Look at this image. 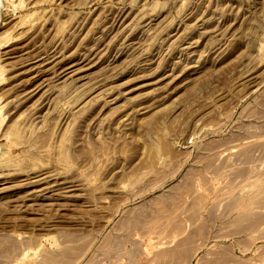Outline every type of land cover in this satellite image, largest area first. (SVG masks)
<instances>
[{
	"label": "rangeland",
	"instance_id": "1",
	"mask_svg": "<svg viewBox=\"0 0 264 264\" xmlns=\"http://www.w3.org/2000/svg\"><path fill=\"white\" fill-rule=\"evenodd\" d=\"M0 264H264V0H0Z\"/></svg>",
	"mask_w": 264,
	"mask_h": 264
},
{
	"label": "bare ground",
	"instance_id": "2",
	"mask_svg": "<svg viewBox=\"0 0 264 264\" xmlns=\"http://www.w3.org/2000/svg\"><path fill=\"white\" fill-rule=\"evenodd\" d=\"M242 154H243V153H242ZM241 156H242V155H241ZM245 158H246V157H245ZM250 159H251V158H250ZM244 161H245V160H244ZM247 162H248V161H247ZM206 167H207V166H206ZM219 168H220V167H219ZM247 168H248V167H247ZM241 169H242V168H241ZM245 169H246V168H245ZM215 170H216V169H215ZM220 170H221V169H220ZM215 172H216V171H215ZM216 175H217V174H216ZM240 175H241V174H240ZM243 175H244V174H243ZM234 177H235V176H234ZM203 181H204V180H203ZM201 186H202V185H201ZM205 186H206V185H205ZM191 187H192V186H191ZM210 189H211V188H210ZM189 190H191V189H189ZM210 191H211V190H210ZM210 191H209V192H210ZM196 193H197V192H196ZM210 194H211V193H210ZM235 195H236V194H235ZM197 196H198V195H197ZM197 196H195V197H197ZM199 196H201V195H199ZM195 197H194V198H195ZM205 197H206V196H205ZM236 198H237V197H236ZM206 199H207V197H206ZM206 199H205V200H206ZM230 199H231V198H230ZM201 201H202V196H201ZM203 201H204V200H203ZM194 202H195V201H194ZM194 202H193V203H194ZM190 203H191V202H190ZM227 203H228V202H227ZM230 203H231V202H230ZM194 204L196 205V203H194ZM203 204H204V203H203ZM203 204H202V205H203ZM233 204H234V202H233ZM233 204H232V205H233ZM191 205H192V204H191ZM195 205H194V206H195ZM189 209H190V208H189ZM192 209H193V208H192ZM215 209H216V207H215ZM194 212H195V211H194ZM194 212H193V213H194ZM227 212H228V211H227ZM191 213H192V212H191ZM193 213H192V214H193ZM128 214H129V213H128ZM192 214H191V216H192ZM253 214H254V213H253ZM195 215H196V214H195ZM210 215H211V214H210ZM188 216H189V214H188ZM198 216H199V215H198ZM198 216H197V217H198ZM192 217H193V218H191V219L195 220V219H194V216H192ZM213 219H214V217H213ZM235 219H236V218H235ZM246 219H247V218H246ZM250 219H252V217H251ZM253 219H254V218H253ZM255 219H256V218H255ZM239 220H240V219H239ZM231 221H232V219H231ZM231 221H230V222H231ZM252 222H253V221H252ZM240 223H241V222H240ZM240 223H239V224H240ZM135 225H137L136 217H135V218H127L126 221H124V223H123V227H124L125 230H126V229L130 230L132 227H135ZM178 225H179V224H178ZM178 225H176V226H178ZM199 225H200V224H199ZM236 225L238 226V223H237ZM241 225H242V224H241ZM174 226H175V225H174ZM176 228H178V227H176ZM176 228H174V229H176ZM204 228H205V227L199 226V227L195 230V235H197V236H198V235H204V234H205ZM247 228H248V227H247ZM249 228H250V227H249ZM253 228H255V227H253ZM181 229H183V228H181ZM234 229L237 230L238 227H237V228H234ZM239 229L241 230L242 228H239ZM236 230H235V231H236ZM243 230H244V229H243ZM245 231H246V230H245ZM193 232H194V231H193ZM230 232H231V231H230ZM237 232H238V231H237ZM241 233H242V232H241ZM189 236H190V234H189ZM189 236H188V239H191V238H189ZM190 237H191V236H190ZM186 238H187V237H186ZM186 238H185V240H186ZM124 239H125V238H124ZM188 239H187V240H188ZM107 241H108V240H107ZM120 241H121V240H120ZM182 241H183V240H182ZM188 242H190V241H188ZM188 242H187V243H188ZM184 244H185V243H184ZM120 245H121V244H120ZM118 246H119V245H118ZM102 247H103V246H102ZM121 248H122V247H121ZM120 250H121V249H120ZM107 252H108V251H107ZM166 252H167V250H166ZM168 252H169V250H168ZM162 253H163V252H162ZM164 253H165V252H164ZM164 253H163V254H164ZM157 254H160V253H156V255H157ZM163 254H162V255L160 254V255H159V256H160L159 258L164 257ZM166 254H168V253H166ZM170 254H171V253H170ZM170 254H169V255H170ZM182 254H183V253H182ZM184 254H185V253H184ZM165 256H166V255H165ZM174 256H175V255H174ZM157 257H158V256H157ZM169 257L171 258V256H169ZM184 257H185V256H184ZM181 258H182V257H181ZM168 259H169V258H168ZM168 259H167V260H168ZM160 260H161V259H160ZM165 260H166V259H165ZM167 260H166V261H167ZM160 262H161V261H160ZM162 263H163V262H162Z\"/></svg>",
	"mask_w": 264,
	"mask_h": 264
}]
</instances>
